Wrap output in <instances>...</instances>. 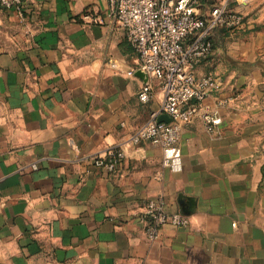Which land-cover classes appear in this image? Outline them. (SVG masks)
Here are the masks:
<instances>
[{"label":"crops","instance_id":"obj_1","mask_svg":"<svg viewBox=\"0 0 264 264\" xmlns=\"http://www.w3.org/2000/svg\"><path fill=\"white\" fill-rule=\"evenodd\" d=\"M223 1L246 24L211 34L195 75L219 86L182 129L177 173L158 146L125 144L162 93L148 78L139 100L145 79L107 0L0 9V264H264V0L196 12ZM118 148L116 172L94 165ZM159 199L189 225L149 241L142 211Z\"/></svg>","mask_w":264,"mask_h":264},{"label":"built area","instance_id":"obj_2","mask_svg":"<svg viewBox=\"0 0 264 264\" xmlns=\"http://www.w3.org/2000/svg\"><path fill=\"white\" fill-rule=\"evenodd\" d=\"M246 4L249 0H236ZM108 14L125 30L126 39L138 60V69L146 75L138 98L147 103L153 96L148 78L158 82L162 93L158 113L137 127L125 144L142 141L162 150V166L172 173L182 169L178 142L183 127L198 115L208 94L218 85L212 75L197 78L195 69L211 55V34L217 29L235 32L246 24L245 15L229 9L227 1L215 4L207 16L198 15L196 0H107ZM0 9L12 10L23 19V0H0ZM91 19V15H83ZM167 115L169 122L158 121ZM206 130L213 132L220 124L218 117L205 116ZM124 159L121 148L105 157L92 159L95 166L114 173ZM149 241L156 240L165 226L187 227L189 218L170 213L162 199L146 203L141 217Z\"/></svg>","mask_w":264,"mask_h":264},{"label":"water","instance_id":"obj_3","mask_svg":"<svg viewBox=\"0 0 264 264\" xmlns=\"http://www.w3.org/2000/svg\"><path fill=\"white\" fill-rule=\"evenodd\" d=\"M140 72V71H139ZM141 75L144 77V79H147L146 75L143 74L142 72H140ZM158 121H162V122H169L170 121V118L167 116V115H161L158 117Z\"/></svg>","mask_w":264,"mask_h":264}]
</instances>
